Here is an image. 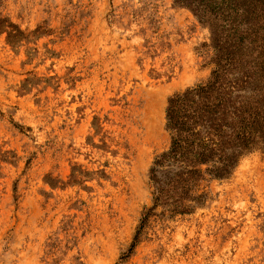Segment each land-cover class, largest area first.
Listing matches in <instances>:
<instances>
[{
  "label": "rangeland",
  "instance_id": "374dc122",
  "mask_svg": "<svg viewBox=\"0 0 264 264\" xmlns=\"http://www.w3.org/2000/svg\"><path fill=\"white\" fill-rule=\"evenodd\" d=\"M213 57L179 0H0V264H264V146L190 211L156 207L129 253L169 99Z\"/></svg>",
  "mask_w": 264,
  "mask_h": 264
},
{
  "label": "trees",
  "instance_id": "16d2710c",
  "mask_svg": "<svg viewBox=\"0 0 264 264\" xmlns=\"http://www.w3.org/2000/svg\"><path fill=\"white\" fill-rule=\"evenodd\" d=\"M179 1L210 26L214 68L206 83L169 99L171 143L151 168L154 206L143 215L129 253L156 207L190 211L185 202L201 198L193 191L205 174L227 178L243 155L264 146V0Z\"/></svg>",
  "mask_w": 264,
  "mask_h": 264
}]
</instances>
